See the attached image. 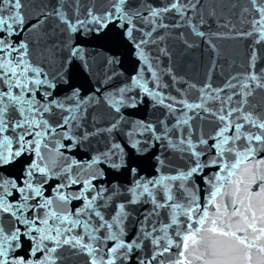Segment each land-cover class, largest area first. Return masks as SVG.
I'll return each instance as SVG.
<instances>
[{
  "label": "snow or ice",
  "instance_id": "obj_1",
  "mask_svg": "<svg viewBox=\"0 0 264 264\" xmlns=\"http://www.w3.org/2000/svg\"><path fill=\"white\" fill-rule=\"evenodd\" d=\"M261 154L264 0H0V264H264Z\"/></svg>",
  "mask_w": 264,
  "mask_h": 264
},
{
  "label": "water",
  "instance_id": "obj_2",
  "mask_svg": "<svg viewBox=\"0 0 264 264\" xmlns=\"http://www.w3.org/2000/svg\"><path fill=\"white\" fill-rule=\"evenodd\" d=\"M89 52H100L102 55H115L123 64L124 69L128 72L133 71L134 58L130 55V46L123 40V38L116 32H109L107 35L101 38H92L88 41ZM221 55L228 60L236 59L239 62L238 46L233 41H221L219 42ZM227 70V69H226ZM76 83L83 85L85 88L88 87V83L83 77L78 76ZM150 116V112L145 113ZM209 131L211 129H208ZM144 175L154 174L153 163L154 161L143 159L138 161ZM243 167V166H242ZM119 180L121 183L127 184L128 177L126 175H120ZM203 188V185L201 186ZM205 193L201 192V202H204ZM175 251V250H174Z\"/></svg>",
  "mask_w": 264,
  "mask_h": 264
}]
</instances>
